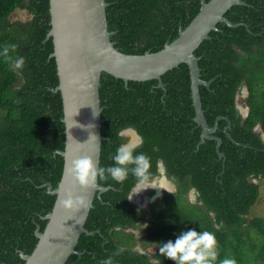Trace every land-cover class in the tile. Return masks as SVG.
I'll list each match as a JSON object with an SVG mask.
<instances>
[{
	"label": "trees",
	"instance_id": "16d2710c",
	"mask_svg": "<svg viewBox=\"0 0 264 264\" xmlns=\"http://www.w3.org/2000/svg\"><path fill=\"white\" fill-rule=\"evenodd\" d=\"M208 2L209 0H205ZM218 23L194 51L199 59L203 115L211 136L201 141L195 123L186 64L157 80L129 81L102 73L99 85L101 118L100 167L132 129L142 138L137 152L163 161L175 177L173 193L166 190L140 209L127 199L134 184L111 178L98 183L110 187L94 198L79 237L65 264H174L158 252V241L174 238L181 229L209 230L217 238L218 261L234 257L237 264H264V215L254 212L264 182V0H242ZM110 41L121 53L143 55L173 42L199 13V0H105ZM24 11L26 20L16 19ZM49 0H0V46L17 45L9 55L23 56L21 69L0 57V264H24L20 253L31 254L47 224L44 217L55 202L62 176L64 150L62 100L50 31ZM247 90L242 117L236 97ZM230 123L227 127V123ZM230 135L231 139L226 136ZM218 152L223 154L220 158ZM194 190L195 199L189 198ZM135 232H141L136 236ZM123 249V251H120Z\"/></svg>",
	"mask_w": 264,
	"mask_h": 264
},
{
	"label": "water",
	"instance_id": "95a60500",
	"mask_svg": "<svg viewBox=\"0 0 264 264\" xmlns=\"http://www.w3.org/2000/svg\"><path fill=\"white\" fill-rule=\"evenodd\" d=\"M199 13L190 24L179 30L178 37L155 53L127 55L119 52L110 41L113 33L108 31L105 0H49L50 31L48 38L53 43V57L56 63L58 85L53 90L59 92L62 100V122L64 124V150L58 153L63 157L62 176L55 190L49 186V193L55 195L53 208L44 219L47 224L41 232L37 228L35 236L38 242L29 255L20 253L24 264H65L71 255H80L75 250L79 237L91 232L85 228L94 198H98L110 187L99 185L82 187L68 172L73 159L81 156L91 157L99 168L101 143V118L99 85L102 73L129 81L144 82L157 80L158 87L164 89L161 76L167 71L186 64L190 76L192 105L195 111L194 121L201 127V141H216V150L221 140L211 136L217 128V118L213 128H209L203 115L199 87L209 86V82L200 77L198 58L194 51L209 39V33L216 30L218 23L233 25L225 18V13L234 5H243L242 0H199ZM244 94L247 93L243 89ZM240 97H236L240 106ZM246 117L248 111H242ZM230 123H227L229 127ZM135 132L131 129L122 136ZM131 135V136H132ZM226 136L231 139L230 135ZM220 158L223 154L218 152ZM81 196L86 203L78 208L67 209L60 203L67 191ZM147 198L144 197L143 201ZM135 200V195L130 200Z\"/></svg>",
	"mask_w": 264,
	"mask_h": 264
},
{
	"label": "clouds",
	"instance_id": "9594fccd",
	"mask_svg": "<svg viewBox=\"0 0 264 264\" xmlns=\"http://www.w3.org/2000/svg\"><path fill=\"white\" fill-rule=\"evenodd\" d=\"M16 47L15 44H3L0 46V57L10 62L11 67L21 69L25 58L23 56L13 58L9 55L10 50L14 51ZM141 144L142 138L139 135L121 143L116 148L115 154L111 156L114 163L107 167L97 168L96 162L89 156L75 158L72 160L68 172L82 187L86 188L95 187L98 177L101 180L111 178L122 183L128 179L131 173L134 184L127 194V199L131 200L134 195L142 193L143 196L140 198L136 196L138 202L141 198H147L149 188L156 190L155 195L151 197L152 200L160 197L163 190L173 193L175 177H169L166 174V167L162 159L156 162V171H153L152 157L143 151H136ZM147 202L148 199L144 200L145 204ZM60 203L67 209H74L84 205L86 201L69 190ZM138 233L135 232L136 236ZM217 243L216 235L212 231H198L196 227L184 228L174 234V238L158 241V252L167 260L173 261L174 264H217ZM100 264H112V258L101 260ZM218 264H237V261L234 257H225L220 259Z\"/></svg>",
	"mask_w": 264,
	"mask_h": 264
},
{
	"label": "rangeland",
	"instance_id": "374dc122",
	"mask_svg": "<svg viewBox=\"0 0 264 264\" xmlns=\"http://www.w3.org/2000/svg\"><path fill=\"white\" fill-rule=\"evenodd\" d=\"M27 16V14L24 12V11H19L18 10V12L16 13V16H15V18L16 19H20V20H26V17ZM243 98H244V96H243ZM240 101H241V103H242V99H240ZM240 103V104H241ZM240 108L242 107V105H240L239 106ZM125 136H127V135H125ZM129 139H132V137H131V134H129V138H128V140ZM150 189V188H149ZM151 189H153V188H151ZM260 198H259V201H258V203L256 204V207H255V209H254V212L256 213V214H259V215H264V182H262L261 184H260ZM143 192V191H142ZM140 195L142 196V193H139V194H137V195H135V197L137 196V197H140ZM138 200V199H137ZM137 236L138 237H140L141 236V233L139 232L138 234H137Z\"/></svg>",
	"mask_w": 264,
	"mask_h": 264
},
{
	"label": "flooded vegetation",
	"instance_id": "af4514ba",
	"mask_svg": "<svg viewBox=\"0 0 264 264\" xmlns=\"http://www.w3.org/2000/svg\"><path fill=\"white\" fill-rule=\"evenodd\" d=\"M246 95H247V93H245L244 94V92L243 91H241V93H240V95H239V97H240V99H242V103H241V101L239 100V102L241 103V105H242V107L240 108L238 105H237V102H236V108H237V110L239 111V113H240V115L243 117V114H242V111L243 110H245V109H247V111H248V107L245 105V103H244V98L246 97ZM243 96H244V98H243ZM134 131V130H133ZM135 132V131H134ZM135 134L137 135V133L135 132ZM135 135V136H136ZM127 139L129 138V135L128 136H125ZM132 138H134V135H132L131 136ZM148 190H153V189H148ZM146 193V192H145ZM142 196H143V194H142ZM195 193H194V190H192L191 192H190V194H189V198L191 199V200H194L195 199ZM140 197H141V195H140ZM139 197V198H140ZM148 199V198H147ZM140 209H144V210H147V208H148V202H147V204H145L144 203V201H143V199L141 198L140 199V201H139V204H136Z\"/></svg>",
	"mask_w": 264,
	"mask_h": 264
},
{
	"label": "bare ground",
	"instance_id": "6f19581e",
	"mask_svg": "<svg viewBox=\"0 0 264 264\" xmlns=\"http://www.w3.org/2000/svg\"><path fill=\"white\" fill-rule=\"evenodd\" d=\"M131 135H132V134H131ZM135 198H136V197H135ZM135 200L138 201L137 198H136Z\"/></svg>",
	"mask_w": 264,
	"mask_h": 264
}]
</instances>
